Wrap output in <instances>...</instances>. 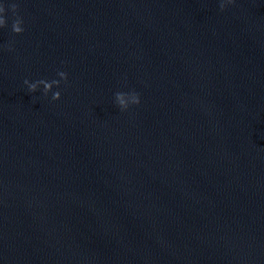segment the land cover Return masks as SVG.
I'll return each mask as SVG.
<instances>
[{
    "label": "water",
    "instance_id": "95a60500",
    "mask_svg": "<svg viewBox=\"0 0 264 264\" xmlns=\"http://www.w3.org/2000/svg\"><path fill=\"white\" fill-rule=\"evenodd\" d=\"M3 2L0 74L63 263L264 264V0ZM60 71L59 100L24 86Z\"/></svg>",
    "mask_w": 264,
    "mask_h": 264
},
{
    "label": "clouds",
    "instance_id": "9594fccd",
    "mask_svg": "<svg viewBox=\"0 0 264 264\" xmlns=\"http://www.w3.org/2000/svg\"><path fill=\"white\" fill-rule=\"evenodd\" d=\"M234 3V0H220V9L223 11L228 5ZM13 13L16 12L17 5L15 3L10 5ZM7 25L6 20V9L3 0H0V29L5 28ZM12 31L16 34H20L24 31L23 20L20 17H17L14 23L12 24ZM59 79H53L47 81L44 79L30 81L25 79L23 81L24 86L27 88L28 92L36 93L37 91H43V94L47 96L49 93H52L51 99L53 101L59 100L61 98V92L59 90L53 92V88H60L61 81L67 82L68 75L66 72L60 71L57 73ZM115 104L121 111L128 110L131 106L139 105L141 102L140 95L135 91L132 92H117L114 97Z\"/></svg>",
    "mask_w": 264,
    "mask_h": 264
}]
</instances>
